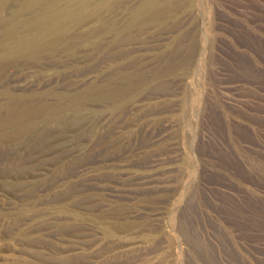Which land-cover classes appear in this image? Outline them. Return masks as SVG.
<instances>
[{
    "label": "rangeland",
    "instance_id": "rangeland-1",
    "mask_svg": "<svg viewBox=\"0 0 264 264\" xmlns=\"http://www.w3.org/2000/svg\"><path fill=\"white\" fill-rule=\"evenodd\" d=\"M0 264H264V0H0Z\"/></svg>",
    "mask_w": 264,
    "mask_h": 264
},
{
    "label": "bare ground",
    "instance_id": "bare-ground-1",
    "mask_svg": "<svg viewBox=\"0 0 264 264\" xmlns=\"http://www.w3.org/2000/svg\"><path fill=\"white\" fill-rule=\"evenodd\" d=\"M71 2V1H70ZM93 5V4H92ZM86 8V7H85ZM64 16L66 17V18H70V15H69V13L67 12H65V14H64ZM140 19V18H139ZM143 20V19H142ZM145 20V19H144ZM138 21H140V20H138ZM49 23H50V25L51 26H53V27H55L56 26V23H57V19L56 18H54V17H52V18H49ZM22 30V29H21ZM35 35V34H34ZM35 45V44H34ZM37 45V44H36ZM32 96V95H31ZM30 105V104H29ZM42 106V105H41ZM24 109V108H23ZM30 109V108H29ZM34 110V109H33ZM33 110H32V112H33ZM38 110V109H37ZM41 110V109H40ZM26 111V110H25ZM39 111V110H38ZM20 112H22V111H20ZM31 112V113H32ZM15 114V113H14ZM29 114V113H28ZM28 116V115H27ZM30 116V115H29ZM14 117V116H13ZM19 118V117H18ZM13 119V118H12ZM23 120H25V119H23ZM22 120V121H23ZM54 120V119H53ZM49 121V120H48ZM61 205V204H60ZM67 209V208H66ZM57 210V209H56ZM56 212V211H55ZM59 212V211H58ZM76 215V214H75ZM79 215H81V214H79ZM43 216V215H42ZM88 216V215H87ZM76 217V216H75ZM80 217H82V216H80ZM88 218V217H87ZM95 224V223H94ZM112 227V226H111ZM19 235H21V234H19Z\"/></svg>",
    "mask_w": 264,
    "mask_h": 264
}]
</instances>
